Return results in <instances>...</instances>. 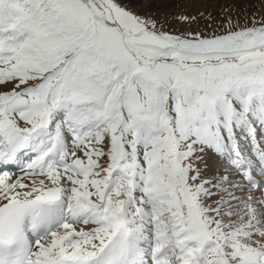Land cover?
<instances>
[{
    "label": "snow or ice",
    "instance_id": "6c2138e0",
    "mask_svg": "<svg viewBox=\"0 0 264 264\" xmlns=\"http://www.w3.org/2000/svg\"><path fill=\"white\" fill-rule=\"evenodd\" d=\"M194 2L0 0V264H264V0Z\"/></svg>",
    "mask_w": 264,
    "mask_h": 264
},
{
    "label": "rangeland",
    "instance_id": "374dc122",
    "mask_svg": "<svg viewBox=\"0 0 264 264\" xmlns=\"http://www.w3.org/2000/svg\"><path fill=\"white\" fill-rule=\"evenodd\" d=\"M248 0H245V3H247ZM223 3V0H220V3H217V0H195L194 3L186 4L183 7L180 8H173L169 4L167 7V10L169 12L178 13V12H185L190 14H196L197 12H208L210 11L214 17H219L220 11H221V4ZM251 3L254 5L253 7L249 8L247 10L248 18L250 19L251 15L253 13L257 14V16L260 15L259 10V0H251ZM243 6V5H241ZM233 15L235 16L236 13L233 12ZM245 21V16H240V22L243 24ZM206 21L203 17L200 19V27L203 28ZM216 24H219V19H217Z\"/></svg>",
    "mask_w": 264,
    "mask_h": 264
}]
</instances>
